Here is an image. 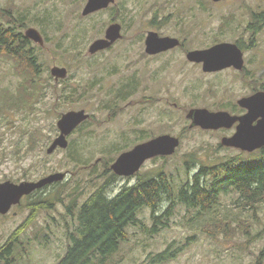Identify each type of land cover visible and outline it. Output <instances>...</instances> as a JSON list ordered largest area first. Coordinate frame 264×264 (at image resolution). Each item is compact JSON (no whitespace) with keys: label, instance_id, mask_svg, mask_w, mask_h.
Listing matches in <instances>:
<instances>
[{"label":"rangeland","instance_id":"1","mask_svg":"<svg viewBox=\"0 0 264 264\" xmlns=\"http://www.w3.org/2000/svg\"><path fill=\"white\" fill-rule=\"evenodd\" d=\"M86 2L0 0V18L2 8L27 12L24 33L32 26L45 40L43 45L32 41L42 73L31 107L11 109V104L1 103L0 182L38 181L52 173H66L64 180L27 195L8 214H0V247L17 236L10 264H57L71 243L70 234L79 235V208L75 205L70 213L68 206L73 199L80 206L109 180L113 183L108 193L116 195L134 185L139 175L156 176L164 170L180 187L203 165L264 159L259 149L244 152L222 145L221 139L234 130L191 127L187 118L192 108L232 113L239 99L264 90V0H115L108 9L84 16ZM252 22L257 34L251 45L250 30H245ZM112 23L123 26L122 37L110 48L90 53L92 42L105 37ZM151 30L177 37L181 45L150 55L145 39ZM221 42L243 45L246 75L231 69L204 72L202 63L188 60L189 51ZM15 65L0 50V94L6 89L16 91L21 81L18 72L26 73ZM55 65L67 67L68 77L56 81L51 73ZM81 109L91 116L69 136V147L48 153L59 135L61 115ZM162 134L181 139L173 155L147 160L130 177L114 173L111 166L121 153ZM71 156L81 158L86 167ZM57 195L61 200L53 201L51 208L32 209L34 202ZM237 197L224 195L218 208L206 216L174 207L156 233L154 213L144 208L137 225L128 228V239L106 264H152L154 256L170 247L179 251L166 264H264V203L256 216L239 207ZM168 204L164 200L161 212ZM36 213L30 223L29 216ZM216 213L219 219H212ZM216 222L228 225L203 231ZM190 236L194 238L188 240Z\"/></svg>","mask_w":264,"mask_h":264},{"label":"trees","instance_id":"2","mask_svg":"<svg viewBox=\"0 0 264 264\" xmlns=\"http://www.w3.org/2000/svg\"><path fill=\"white\" fill-rule=\"evenodd\" d=\"M258 17L261 22V14ZM27 23V12L15 13L11 8H2L0 50L16 64L18 71L26 73L22 75L18 72L21 81L16 91L6 89L0 94V109L3 102L11 104V109L30 108L31 95H38L34 89L42 73V64L32 40L23 31ZM41 28L44 30L45 27ZM71 157L82 162L81 158ZM85 167L82 162V168ZM112 183L113 180H109L102 184L80 206L76 199L72 200L68 211L74 213L75 205L79 208V235L70 234L71 243L57 264H106L107 258L117 252L121 243L128 239V228L137 225L139 212L146 207L151 208L154 213V233L159 231L156 229L159 225H164V218L171 217L174 207L184 206L189 211L196 212L197 216H206L218 208L222 197L227 194L237 195L238 206L252 210L257 216L259 205L264 203V159L259 158L252 163L230 160L214 166L203 165L180 187L164 170H160L156 176L139 175V180L134 185L123 187L116 195L108 193ZM55 200L60 201V196L38 200L32 204V209L38 212L40 208H51ZM164 200L169 204L167 210L161 212ZM36 216L37 213L31 214L28 221L31 223ZM214 217L219 219L217 213L211 216L212 219ZM222 225L227 227L228 222L208 224L203 227V231L212 226L222 228ZM193 238L194 236H190L188 240ZM16 239L14 234L0 247V264L4 261L10 264L9 258L13 255ZM178 251L177 248L170 247L154 256L151 263L166 264L176 259Z\"/></svg>","mask_w":264,"mask_h":264},{"label":"water","instance_id":"3","mask_svg":"<svg viewBox=\"0 0 264 264\" xmlns=\"http://www.w3.org/2000/svg\"><path fill=\"white\" fill-rule=\"evenodd\" d=\"M214 2L226 0H212ZM115 0H87L82 11L84 16L107 9ZM25 36L30 40L43 45L45 43L42 33L35 27H28ZM122 37V25L112 23L105 32V37L96 39L89 47L90 53L110 48ZM146 52L150 55L166 52L181 45V40L172 36H161L156 31H149L145 39ZM189 61L202 63L204 72H217L234 67L242 69L244 66L243 52L236 43L221 42L209 48L195 49L187 53ZM56 81L68 77V69L65 66L55 65L51 69ZM239 104L248 112L243 116L232 115L228 111H211L207 108H192L187 113V118L192 121L191 127L218 130L231 128L236 122L237 130L232 136H224L221 144L228 147H236L253 152L264 147V91H258L250 97L239 100ZM85 109L70 110L63 113L57 121L60 134L48 147L47 152L53 153L57 148L69 147L68 136L90 118ZM256 122V123H255ZM181 144V139L171 134H162L148 141L137 144L134 148L120 154L111 168L114 173L122 177H130L140 171L144 163L158 156L173 155ZM66 173L56 172L41 178L38 181L11 180L0 182V214H7L14 205L20 204L24 196L30 195L36 190L64 180Z\"/></svg>","mask_w":264,"mask_h":264},{"label":"flooded vegetation","instance_id":"4","mask_svg":"<svg viewBox=\"0 0 264 264\" xmlns=\"http://www.w3.org/2000/svg\"><path fill=\"white\" fill-rule=\"evenodd\" d=\"M222 2V1H221ZM111 6V5H110ZM109 6V7H110ZM108 7V8H109ZM107 8V9H108ZM104 10H106V9H103L102 11H104ZM101 11V10H100ZM97 12H99V11H97ZM95 13V12H94ZM122 30H123V26H122ZM249 30H250V33H251V37L249 38L250 39V44L252 45V43H253V40L255 39V36H256V34H257V28H255L254 27V25H253V22L250 24V26L248 27V28H246V33H248L249 32ZM119 40V39H118ZM117 40V41H118ZM116 41V42H117ZM115 42V43H116ZM114 43V44H115ZM238 45V44H237ZM241 45V46H240ZM240 45H238V47L242 50V52H243V59H244V66L242 67V69H236V68H234V67H229V68H226V69H231V70H237V71H239L241 74H244V75H246L247 74V61H246V58H245V56H244V54H245V52H244V47H243V45L240 43ZM172 50V49H171ZM167 52V51H166ZM163 53V52H162ZM158 54H161V53H158ZM157 55V54H156ZM226 69H223V70H221V71H224V70H226ZM221 71H217V72H214V73H218V72H221ZM209 73H212V72H209ZM259 91H261V90H259ZM264 91V90H263ZM258 92V90H253L252 91V93H250L249 95H247V96H245V97H250V96H252V95H254V94H256ZM242 98H244V97H242ZM241 98V99H242ZM240 100V99H239ZM239 100H238V102H237V104H238V106H236V111H233L231 114L232 115H235V116H243V115H245L247 112H248V110L246 109V108H244V107H242L240 104H239ZM229 112V111H228ZM87 121V120H86ZM86 121H84L82 124H80V126H78L74 131H76L77 129H79L84 123H86ZM239 122H236L234 125H233V127H231V128H221V129H225V130H234V132H232L231 134L233 135V133H235L236 132V130H237V124H238ZM256 123V122H255ZM220 130V129H219ZM58 131H59V129H58ZM73 131V132H74ZM72 132V133H73ZM59 134H60V131L58 132ZM71 133V134H72ZM70 134V135H71ZM231 134H229L230 136H231ZM69 135V136H70ZM69 136H68V138H69ZM228 147V146H227ZM234 148H236V147H234ZM237 149H240V148H237ZM240 150H242V149H240ZM261 152H264V147H262V148H260L259 149ZM242 151H244V152H248V151H245V150H242ZM40 190V189H39ZM38 190H36V191H34L33 193H35V192H37ZM26 196H24L22 199H24ZM13 208V207H12ZM9 213V212H8ZM7 213V214H8ZM1 215H6V214H1Z\"/></svg>","mask_w":264,"mask_h":264}]
</instances>
